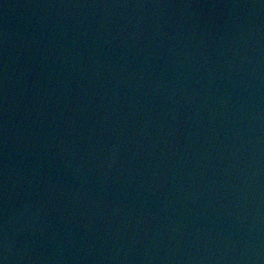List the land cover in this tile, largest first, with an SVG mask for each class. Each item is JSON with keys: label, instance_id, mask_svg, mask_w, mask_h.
<instances>
[{"label": "water", "instance_id": "obj_1", "mask_svg": "<svg viewBox=\"0 0 264 264\" xmlns=\"http://www.w3.org/2000/svg\"><path fill=\"white\" fill-rule=\"evenodd\" d=\"M0 264H264V0H0Z\"/></svg>", "mask_w": 264, "mask_h": 264}]
</instances>
